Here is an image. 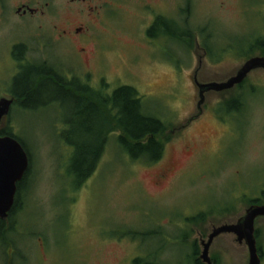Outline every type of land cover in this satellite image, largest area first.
I'll return each instance as SVG.
<instances>
[{"label":"rangeland","instance_id":"1","mask_svg":"<svg viewBox=\"0 0 264 264\" xmlns=\"http://www.w3.org/2000/svg\"><path fill=\"white\" fill-rule=\"evenodd\" d=\"M137 1L122 0L123 10L107 7L93 26L96 39L84 68L73 74L105 94L121 85L134 87L145 111L175 128L161 137L162 157L153 163L131 158L117 142L121 132L113 130L95 171L76 190L68 173L74 145L61 135L71 130L75 139L69 125L77 121L74 104L42 94L32 101L35 110L10 111L8 126L30 149L34 170L20 225L0 241V264H6L8 241L28 247V264H133L160 246L166 247L161 259L183 261L189 252L179 243L184 233V241H196L201 253L200 239L207 240L215 226L235 223L247 208L241 200L264 185V69L252 70L243 88L206 92L200 116L186 126L198 113L195 72L202 83L226 81L237 72L250 46L264 39V0H155L153 7L196 32L182 39L186 46L178 35L146 41L137 30ZM6 2L4 11L0 8V97L13 89L18 72L9 52L15 41L27 45L24 57L30 62H49L54 55L76 65L62 44L51 45L45 33L37 37V24L47 20H20L10 13L15 0ZM197 30L214 35L211 57L201 50L211 39ZM237 93L245 107L229 115L220 103ZM165 168L170 172L157 179ZM199 213L205 216L191 223ZM254 225L264 264V217ZM209 256L221 264L249 262L244 240L239 243L233 233L216 236Z\"/></svg>","mask_w":264,"mask_h":264},{"label":"trees","instance_id":"2","mask_svg":"<svg viewBox=\"0 0 264 264\" xmlns=\"http://www.w3.org/2000/svg\"><path fill=\"white\" fill-rule=\"evenodd\" d=\"M259 43L264 45V39L260 38L256 45L259 46ZM255 52L256 48L250 46L249 52L244 55L246 58L253 57ZM261 55H264V52ZM15 57L19 59L18 52L15 53ZM62 79L63 77L58 76L55 70L53 71L41 63H32L21 67L20 72L13 78V89L8 90L9 94L14 97L10 111L12 112L17 107L35 110L38 104L32 101L38 99L42 94L53 95V99L56 101H67L74 104L71 112L77 121L69 122V125L74 129L75 139L70 137L71 130L61 135L67 143L74 145V154L68 173L75 179L74 188L76 190L95 171L108 137L113 130L118 129L121 132L117 136V142L131 158L145 159L153 163L162 157L165 141L161 137L169 136L175 131V128L170 129V126L160 118L147 113L142 98L134 87L121 85L111 94H105L90 87L88 93H85L82 91L85 88L81 90L75 86L76 84L64 85L59 82ZM245 80L235 88H243ZM76 94H88L90 97L83 100L81 97H76ZM220 104L222 110L229 115L234 112L240 113L245 107L244 98L238 93ZM11 129L7 123L0 128V135L16 138L31 159L30 149L24 140L15 135ZM167 130L169 133L166 132ZM241 202L246 203L247 207L253 203L264 204V185L259 187L258 194L244 197ZM204 216V213H199L191 220V223L198 222ZM8 231L12 230L7 229L6 219H0V241L6 239ZM187 233L181 236L182 242H179L189 249L183 261L168 262L161 259L159 253L166 247L160 246L153 255L136 257L133 264H204L199 257L197 242L187 243L184 241L188 236ZM211 259L213 264H221L218 258Z\"/></svg>","mask_w":264,"mask_h":264},{"label":"flooded vegetation","instance_id":"3","mask_svg":"<svg viewBox=\"0 0 264 264\" xmlns=\"http://www.w3.org/2000/svg\"><path fill=\"white\" fill-rule=\"evenodd\" d=\"M139 1V3H138ZM137 1V8L139 15L137 30L143 36L146 41L152 43V40L158 39H169V38H176L178 35V41L183 43L186 46V43L183 40L186 39L187 35H189L190 31L185 27L184 24L180 21H176L175 19L169 17L167 13L164 11H160V9H156L153 7V2L155 0H138ZM42 0H15L11 8V14L17 17L20 20L30 19H45L46 23L44 24L42 21L38 23L36 26V33L38 34L37 37L42 38L43 34L45 33L47 38L50 39L51 45L54 44H62L64 48L68 52H73L75 58V66H70L67 64H63L58 57L52 56V59L49 64L48 61H42L41 64L45 65L47 68H51V70H55L58 76H62L63 79L61 82L64 85L71 86L75 85L78 86L82 91L88 93V89L91 87L89 83V79L86 78H77L73 74V71H77L76 68H84L86 64V60L89 58V53L92 51V45L95 43L96 36L93 32V26H95L96 22L101 17V14L104 13L108 6L116 5L120 9L123 8L118 6L121 4L122 0H65L60 5H56L51 1H44L41 3ZM6 0H0V8L4 11L6 8ZM113 7V6H112ZM198 31V30H197ZM206 31H198V33H203ZM196 33V32H194ZM202 38H210L211 44L206 43L203 44V51L202 55L210 56L213 53V34H200ZM206 35V37L204 36ZM42 36V37H41ZM198 36V35H197ZM197 36L196 41H197ZM183 39V40H182ZM46 45V44H44ZM198 43L196 46L198 47ZM207 45V46H205ZM56 46V45H55ZM253 46V45H252ZM251 46V47H252ZM256 49H262L260 52H264V45L259 43V46L256 45ZM9 52L11 56L15 55L16 52L20 55L19 59L13 57L15 60V70L18 72L13 76L15 77L19 72L21 67H24L28 64H32L27 60L24 55L29 51V48L26 44L22 41H15L9 45ZM255 56H264V55H255ZM252 56L246 58L249 59ZM245 60V61H246ZM244 61V62H245ZM35 63V62H34ZM52 63V64H51ZM201 62H199L200 65ZM198 69V67H197ZM196 69V70H197ZM260 69V68H258ZM195 76L193 77V82L198 86ZM60 83V85H62ZM6 97L13 98L10 94ZM76 97H81L83 100L89 99L88 94L84 95H77ZM200 116V113L193 115L188 121V123L192 122L193 120L197 119ZM9 117V115H8ZM9 119L7 118V122ZM185 126V127H186ZM33 163L32 160L29 159V164L24 172L23 176L19 181L16 183V191L14 195V202L12 207L8 212V216L6 218V224L10 225L9 228L13 230H17L20 225L21 214L26 211V204L28 201V180L31 179L33 175ZM170 172V168L163 169V172L156 176L157 179H162L166 175V173ZM155 184H158L155 182ZM255 236H257V231L255 230ZM202 239H200L201 242ZM7 244V251H6V264H28L29 262V252L30 250L26 245L23 247L18 248L17 242L8 241ZM257 242V238H256ZM19 243V242H18ZM26 244V242H25ZM45 243L42 242L40 244L41 249L44 250ZM40 248V247H39ZM260 255L262 256V252L260 251Z\"/></svg>","mask_w":264,"mask_h":264},{"label":"water","instance_id":"4","mask_svg":"<svg viewBox=\"0 0 264 264\" xmlns=\"http://www.w3.org/2000/svg\"><path fill=\"white\" fill-rule=\"evenodd\" d=\"M264 69V56H253L247 59L237 72L226 81L198 82V114L202 112L205 93L210 90H228L242 83L254 69ZM13 98L0 97V128L7 124V118L13 104ZM29 164V157L22 144L14 137L0 135V219H6L13 205L16 183L21 179ZM264 217V204L253 203L235 223H224L212 228L207 240L202 239L203 246L199 257L204 264H213L209 248L213 239L221 233H233L239 243L246 244L249 251L248 264H261V258L255 236V220Z\"/></svg>","mask_w":264,"mask_h":264}]
</instances>
